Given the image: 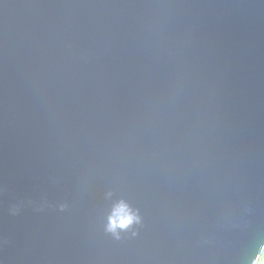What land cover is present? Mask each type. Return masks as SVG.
<instances>
[{
  "label": "water",
  "instance_id": "obj_1",
  "mask_svg": "<svg viewBox=\"0 0 264 264\" xmlns=\"http://www.w3.org/2000/svg\"><path fill=\"white\" fill-rule=\"evenodd\" d=\"M0 264H264V0H0Z\"/></svg>",
  "mask_w": 264,
  "mask_h": 264
},
{
  "label": "clouds",
  "instance_id": "obj_2",
  "mask_svg": "<svg viewBox=\"0 0 264 264\" xmlns=\"http://www.w3.org/2000/svg\"><path fill=\"white\" fill-rule=\"evenodd\" d=\"M127 223V222H126Z\"/></svg>",
  "mask_w": 264,
  "mask_h": 264
}]
</instances>
